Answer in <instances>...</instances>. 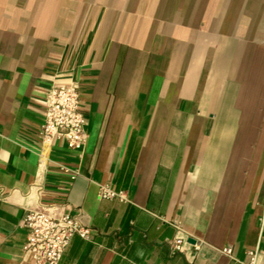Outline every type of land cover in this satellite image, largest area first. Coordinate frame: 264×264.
<instances>
[{
    "label": "crops",
    "instance_id": "0c3cea01",
    "mask_svg": "<svg viewBox=\"0 0 264 264\" xmlns=\"http://www.w3.org/2000/svg\"><path fill=\"white\" fill-rule=\"evenodd\" d=\"M67 82L80 150L38 134ZM263 205L264 0H0V264L33 209L89 230L57 264H264Z\"/></svg>",
    "mask_w": 264,
    "mask_h": 264
},
{
    "label": "built area",
    "instance_id": "2783aa9c",
    "mask_svg": "<svg viewBox=\"0 0 264 264\" xmlns=\"http://www.w3.org/2000/svg\"><path fill=\"white\" fill-rule=\"evenodd\" d=\"M85 124L79 86L74 82L54 85L46 98L43 122L38 131L40 139L44 142L58 140L70 150H80L85 142ZM63 169L68 171L67 168ZM98 196L124 199L121 191H114L107 186L99 187ZM258 220L260 228H264V205ZM21 227L26 233L22 251L30 264H57L73 235L81 238L89 236L88 228L81 223L77 214H50L44 209L26 211ZM175 227L180 230L179 226ZM168 244L172 252L185 253L187 245H191L197 252L203 242L194 241L190 244L186 237L175 236L168 240ZM221 252L229 255L231 249L225 247Z\"/></svg>",
    "mask_w": 264,
    "mask_h": 264
},
{
    "label": "water",
    "instance_id": "95a60500",
    "mask_svg": "<svg viewBox=\"0 0 264 264\" xmlns=\"http://www.w3.org/2000/svg\"><path fill=\"white\" fill-rule=\"evenodd\" d=\"M189 242L193 243L194 241L193 240L192 241L189 240Z\"/></svg>",
    "mask_w": 264,
    "mask_h": 264
}]
</instances>
